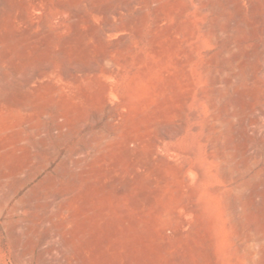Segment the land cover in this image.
<instances>
[{
	"label": "rangeland",
	"instance_id": "374dc122",
	"mask_svg": "<svg viewBox=\"0 0 264 264\" xmlns=\"http://www.w3.org/2000/svg\"><path fill=\"white\" fill-rule=\"evenodd\" d=\"M0 264H264V0H0Z\"/></svg>",
	"mask_w": 264,
	"mask_h": 264
}]
</instances>
